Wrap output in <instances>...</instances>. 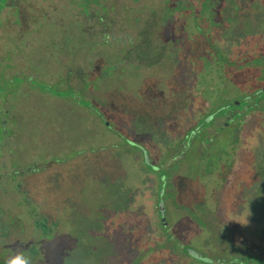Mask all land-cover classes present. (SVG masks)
<instances>
[{"label":"rangeland","instance_id":"rangeland-1","mask_svg":"<svg viewBox=\"0 0 264 264\" xmlns=\"http://www.w3.org/2000/svg\"><path fill=\"white\" fill-rule=\"evenodd\" d=\"M113 1L104 4L109 6L105 22L110 25L103 34L106 25L91 18L92 13L83 16L77 4L81 0H30L32 15L46 16L31 24V31L40 33L36 45L54 44L61 29L63 37L71 38L63 41L76 43V50L55 56V71L39 60V54L25 53L20 61L19 69L29 73L28 69L68 96L40 94L25 86L9 103L10 136L0 149V264L17 254L30 264H194L185 251L171 248L167 254L146 258L149 263L139 256L141 246L122 233V202L138 197L147 205L154 191L152 175L140 183L129 179L130 160L137 163L141 158L138 153H122L123 138L150 146L152 162L161 161L164 147L193 124V102L187 98L194 82L190 72L198 64L206 72L209 46L241 64L261 53L264 0H191L197 3L191 10L207 11L209 21H200L210 37L206 42L169 38L182 33L183 25L175 16L161 18L156 8L137 14L128 7L127 21L122 22V1ZM72 31L81 38L75 40L69 35ZM88 32L93 38H87ZM87 41L93 42L91 51ZM246 70L226 83L223 99L248 88ZM239 152L240 157L248 156L239 166L250 165L252 173L247 183L238 185L234 217L228 221L226 215L211 213L197 189L204 182L194 173L210 171L202 146L194 145L192 158L173 172L175 200L189 211L167 203V219L180 246L194 257L241 262L247 254L264 255V131L252 152ZM157 227L154 209L145 220L149 238L158 239ZM155 241L152 249L161 253V241Z\"/></svg>","mask_w":264,"mask_h":264},{"label":"trees","instance_id":"trees-1","mask_svg":"<svg viewBox=\"0 0 264 264\" xmlns=\"http://www.w3.org/2000/svg\"><path fill=\"white\" fill-rule=\"evenodd\" d=\"M232 66V61H228L221 53L213 48L209 50L207 70L201 77V82L197 84L196 97L192 103L195 112L193 124L184 133H181L177 137L178 139L164 147L163 154L165 157L162 158L163 161L153 163L150 156V146L145 147V145L132 141L122 134V137H125L122 142V153L125 156L138 153L141 158L137 163L130 160L129 164L132 171L130 173H133V176H129V179L133 183H140L148 175L154 177V191L149 204L142 205L138 201V197L133 201L129 198L122 202V233L125 234L126 231V234L130 235L131 242L141 246L139 256L149 263L152 261L146 258L167 254L173 249L174 251H185L184 253L192 259L194 264H264V255L258 253L247 254L248 258L241 260V262L235 260L238 258L214 261L201 256L194 257L185 246H180L179 240L170 231L171 225L167 219V203H170L175 209L189 211L188 207L179 205L175 200V188L171 181L173 173L170 174V172L178 171L181 165L185 163L186 158H192L194 145L202 146L205 152V160L210 162L208 163V168H210L208 174L204 175L202 170H197L194 173L196 180L198 179L201 183L204 182L201 186L203 190L197 188L199 194H202L201 197L203 196L207 200V207L215 217L226 215V221L234 217L233 191L231 188L234 186L233 181L235 180L229 179L230 173L237 157V151L241 147L247 149V143L250 140L248 135H243V139L240 137L238 127L240 128L251 109V97L253 95L264 97V89H256L255 93L244 90L241 94H235L227 100L223 99L222 92L226 91V83L230 81V76L233 74ZM61 95H66V93L62 92ZM235 101H238L239 104L235 105ZM81 104L92 109L93 112L97 110L88 103ZM104 125L106 129L110 128L108 122L104 121ZM167 163L170 164L169 167ZM230 180L233 186L229 182ZM154 209L158 216V227L156 228V233L159 234L158 239L149 238L145 230V220ZM38 226L37 223L36 227ZM42 227H44L43 224ZM41 231L47 234L46 230L41 229ZM242 237L245 239L244 236ZM48 238L51 236L48 235ZM155 240L161 241L158 244L161 247V253H155L152 249L155 246ZM246 242L248 241L246 240ZM254 243H259V240L255 239ZM163 245H165V249L168 247L169 250L168 248L164 250ZM143 246L147 248L143 250Z\"/></svg>","mask_w":264,"mask_h":264},{"label":"flooded vegetation","instance_id":"flooded-vegetation-1","mask_svg":"<svg viewBox=\"0 0 264 264\" xmlns=\"http://www.w3.org/2000/svg\"><path fill=\"white\" fill-rule=\"evenodd\" d=\"M106 1L108 0H81L80 3H77L79 4V7L82 8L83 16H88L90 13H92L91 18L97 17L99 23L106 25L103 26V34L106 33L107 26L110 25L109 22H105V19L107 18V7H109L107 3V5H104ZM117 1L119 0H115L113 2ZM120 1H122V22L127 21L124 14L126 13V9L128 7H134L135 13L137 14L143 13V11L147 8H156L154 11H158L161 18L169 17L170 19H173L175 16L178 18L176 22L183 25L182 33L179 32V35L176 37L174 34L169 35V38H182L184 40L190 38L203 39L205 42L210 38L207 31L200 27V21L203 20L204 17L206 23L209 21V19H206L207 17L205 16L207 11L200 10L196 12L195 10H191V8L195 7L197 4L191 0H183L181 5H174V0ZM31 8L32 5L30 0H0V149L6 138L10 136V131L7 127L11 113L9 109V103H12L14 96H16L23 87H29L33 90H36L40 94L47 93L55 97L68 96L67 94L61 95L62 91H58L55 86L49 85L42 81V79L38 78L28 69L27 71L29 73H25L23 70L19 69V64L21 63L20 61H23L22 56H24L26 53L32 56L39 54V57H43V59L39 60H43L45 65L47 62L51 70L55 71L59 66V59L57 60L54 57L57 55L61 56L63 51L71 55L73 53L72 50H76V43L74 44V42H69L66 45V43L63 41V38H71L63 37V35L66 34L64 31H61L59 27L58 34L60 33L59 35L61 36L55 41L54 44H49L48 46L44 42V45L37 46L36 41L38 40L37 38L40 33L36 30V28H34L35 30L32 32L30 29L31 24L37 25L38 23H41L40 21L45 20L46 16L41 12L33 16L31 13ZM95 8H100V10H95ZM97 14H99V16H96ZM137 22H141V20L138 18ZM54 24L57 27V21H55ZM147 33L148 32L143 34L148 35ZM32 34L34 35L32 36ZM152 34H154V32H152ZM69 35H75V37H73L75 40L76 38H81V35L76 34L73 31ZM93 35V32H88L87 38H93ZM233 43L237 42L233 41ZM87 45L88 51H91L93 48V42L87 41ZM212 48L213 46L211 45L209 50ZM259 50L261 52L259 55L253 54L252 57L247 61H242V64L237 63V59L235 60L236 62L232 61L233 66L231 67L233 71V74L230 76L231 79L235 73L242 72L245 68H247L246 74L249 84L246 90L251 91L252 93H255L256 89H264V47H260ZM216 51L218 52V50ZM48 56L50 57L49 59L47 58ZM28 58L31 59L30 57ZM190 59V57L185 59L188 61L187 66H189V68L191 67ZM40 65L41 67H44L41 63ZM190 74L193 77L194 82L193 88H188L187 98L188 100L192 99L193 102V99L196 97V90L198 88L197 84L201 82V77L203 74H205V69L202 67V64H198L191 69ZM225 92H222V94ZM243 92L244 90L240 92H234L231 97L235 94H241ZM251 99V109L249 110V113L245 117V121L241 124L240 128L238 127L239 134L241 131H245L242 134V139L243 135H248L250 139L247 143V149L241 147L240 150H243V153L253 151L255 145L261 139L262 131H264V97L253 95ZM234 104L238 105L239 102L235 101ZM238 152L239 150L237 151V157L231 169L229 178L235 180L233 181L234 186L232 185L231 181V185L233 186L231 191H233V195L239 190L238 185L243 182L247 183L249 180L248 178L252 173L250 165L245 164L241 167L239 166L241 162L240 160L242 158V160H244V158L248 159V156H246V154H241L240 157L239 152L238 157ZM172 173L173 172H170V174Z\"/></svg>","mask_w":264,"mask_h":264},{"label":"clouds","instance_id":"clouds-1","mask_svg":"<svg viewBox=\"0 0 264 264\" xmlns=\"http://www.w3.org/2000/svg\"><path fill=\"white\" fill-rule=\"evenodd\" d=\"M8 264H30V261L27 259L21 258L19 254L14 255L12 258H10Z\"/></svg>","mask_w":264,"mask_h":264}]
</instances>
